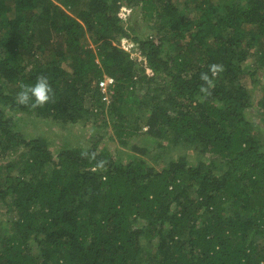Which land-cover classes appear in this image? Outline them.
Segmentation results:
<instances>
[{"label":"trees","instance_id":"16d2710c","mask_svg":"<svg viewBox=\"0 0 264 264\" xmlns=\"http://www.w3.org/2000/svg\"><path fill=\"white\" fill-rule=\"evenodd\" d=\"M0 264H264V0H0Z\"/></svg>","mask_w":264,"mask_h":264},{"label":"clouds","instance_id":"9594fccd","mask_svg":"<svg viewBox=\"0 0 264 264\" xmlns=\"http://www.w3.org/2000/svg\"><path fill=\"white\" fill-rule=\"evenodd\" d=\"M225 71L223 64L213 63L208 66V71L201 72L199 79L202 81L199 91L205 98L212 96V90L215 88L216 78ZM19 91L16 94V102L19 105L36 109L52 102L55 97V91L52 88L49 78L43 74L38 76L32 84H19ZM81 158L95 162L94 168L97 170H106L107 161L97 160V154L87 149L81 151Z\"/></svg>","mask_w":264,"mask_h":264},{"label":"rangeland","instance_id":"374dc122","mask_svg":"<svg viewBox=\"0 0 264 264\" xmlns=\"http://www.w3.org/2000/svg\"><path fill=\"white\" fill-rule=\"evenodd\" d=\"M147 31V30H146ZM247 79H249V78H247ZM256 93H261V91H262V88L261 87H257L256 88ZM54 131H57V132H59V138L60 139H62L63 138V136H65L66 137V135L68 134V132H70L71 133V130H69L68 132L65 130V129H58V128H56ZM88 129L85 127V128H81L80 126H77L74 130H73V134H76V135H80V137H81V139L82 138H84L85 137V135L87 136L89 133H88ZM79 137V138H80ZM76 139L77 138H75L74 139V141H76ZM71 142V140H70V138L69 137H67V140H65V138H64V142H63V144L62 145H64V144H69ZM104 142H105V144H107L106 145V149H108L109 150V152H111V153H113V151H114V145H115V143L113 144L112 142H110V141H108V140H104Z\"/></svg>","mask_w":264,"mask_h":264},{"label":"built area","instance_id":"2783aa9c","mask_svg":"<svg viewBox=\"0 0 264 264\" xmlns=\"http://www.w3.org/2000/svg\"><path fill=\"white\" fill-rule=\"evenodd\" d=\"M121 44H122V48L128 52H130V54L135 58H141V54L138 51V48H136L135 43H133L132 41L128 40V39H122L121 40ZM113 79L110 77H106L105 80L100 84L102 91L106 94V90L107 88L113 84Z\"/></svg>","mask_w":264,"mask_h":264}]
</instances>
